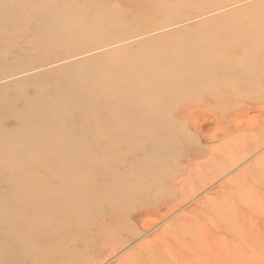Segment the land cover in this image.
I'll return each mask as SVG.
<instances>
[{
  "label": "rangeland",
  "instance_id": "obj_1",
  "mask_svg": "<svg viewBox=\"0 0 264 264\" xmlns=\"http://www.w3.org/2000/svg\"><path fill=\"white\" fill-rule=\"evenodd\" d=\"M262 161L264 0H0V264H264Z\"/></svg>",
  "mask_w": 264,
  "mask_h": 264
},
{
  "label": "bare ground",
  "instance_id": "obj_2",
  "mask_svg": "<svg viewBox=\"0 0 264 264\" xmlns=\"http://www.w3.org/2000/svg\"><path fill=\"white\" fill-rule=\"evenodd\" d=\"M233 54H234V51L230 52V54H228L227 56L231 57V56H233ZM227 56L225 55L222 57L226 58ZM206 60L210 61L209 58L208 59L206 58ZM147 71H148V69H147ZM171 71L172 70L168 69V72H165V74H167V73L169 74V73H171ZM259 166L264 167V161L260 162ZM220 190H221V188H220ZM163 215L165 216L166 214L164 213ZM165 238L166 239H164L163 236L158 235L156 238L153 239L152 242H150L146 246L142 247V249H140V251L138 253L134 254L131 257H127L121 264H162L160 262V260L161 261L162 260L167 261L166 264H189L191 254H187L183 250H179V249L175 248L170 243L171 241L170 242L168 241V236ZM158 245L163 246V252L159 251V254L157 255L156 250H159ZM15 251H17V250H15ZM81 261H82L81 259H77V260H75V263H78Z\"/></svg>",
  "mask_w": 264,
  "mask_h": 264
}]
</instances>
